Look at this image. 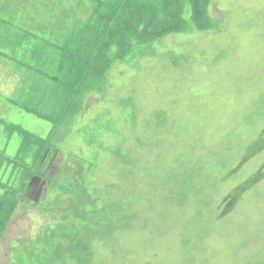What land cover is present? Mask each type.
<instances>
[{
  "label": "rangeland",
  "instance_id": "rangeland-1",
  "mask_svg": "<svg viewBox=\"0 0 264 264\" xmlns=\"http://www.w3.org/2000/svg\"><path fill=\"white\" fill-rule=\"evenodd\" d=\"M36 1L42 4L24 2L19 17L30 20L36 11V26L49 17L68 22L65 7ZM82 3L79 19L91 7ZM211 12L217 30L172 34L154 56L119 64L107 97L91 96L78 122L95 130L94 117H113L111 105L120 117L132 100L136 117L121 121L120 135L104 136L131 154V167L107 156L96 170L98 190L123 203L108 246L121 252L114 264H264V0H215ZM8 62L0 61V118L46 136L49 122L10 104L23 83L36 80ZM16 148L13 140L9 154ZM82 149L89 153L88 145ZM63 161L60 152L49 177ZM191 173L195 179L184 186ZM49 191V181L29 186L0 245V264L11 262L13 246L53 223L40 206Z\"/></svg>",
  "mask_w": 264,
  "mask_h": 264
},
{
  "label": "trees",
  "instance_id": "trees-1",
  "mask_svg": "<svg viewBox=\"0 0 264 264\" xmlns=\"http://www.w3.org/2000/svg\"><path fill=\"white\" fill-rule=\"evenodd\" d=\"M27 1L0 0V61H10L11 71L22 74L23 68L36 80L23 83L20 96L15 93L10 104L49 122L51 129L43 136L0 118L4 137H0V245L22 202L29 199V186L49 181L50 191L40 206L54 221L13 246L9 264H114L121 252L108 246L120 224L123 203L98 190L96 170L102 167L103 157L109 160L107 156H112V163L131 167V154L108 145L104 136L120 135L121 121L136 117L129 110L132 100L123 105L120 117L112 105L108 113L113 117H94L95 130L78 122L91 96L107 97L112 72L119 64L132 65L154 56L156 46L172 34L217 30L220 24L211 12L215 0H88L91 7L83 19L78 15L84 0L69 4L68 0H41V5L36 1L38 7H65L67 23L49 17L44 26L34 23L42 13L33 11L31 21L19 17ZM13 140L17 148L10 155ZM83 143L89 153L82 149ZM60 152L64 153L62 166L57 177H49ZM195 177V173L188 175L184 186Z\"/></svg>",
  "mask_w": 264,
  "mask_h": 264
}]
</instances>
